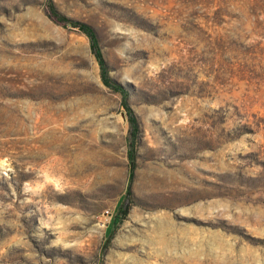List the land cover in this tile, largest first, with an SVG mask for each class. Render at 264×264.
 Instances as JSON below:
<instances>
[{
  "label": "rangeland",
  "instance_id": "1",
  "mask_svg": "<svg viewBox=\"0 0 264 264\" xmlns=\"http://www.w3.org/2000/svg\"><path fill=\"white\" fill-rule=\"evenodd\" d=\"M0 264H264V0H0Z\"/></svg>",
  "mask_w": 264,
  "mask_h": 264
},
{
  "label": "trees",
  "instance_id": "2",
  "mask_svg": "<svg viewBox=\"0 0 264 264\" xmlns=\"http://www.w3.org/2000/svg\"><path fill=\"white\" fill-rule=\"evenodd\" d=\"M50 15L52 19L63 26H73L78 28L81 32H83L89 39L90 42V49L92 54L95 56V58L98 61V64L101 69V77L103 80V83L109 87L114 89L115 91L121 92L123 94V102L122 105L126 111V117L130 126V134L131 139L129 141V151H128V157L131 163V170L133 171L135 167V140L139 132V121L133 111V109L130 107L128 100H127V93L125 89L117 82L113 81L107 70L106 61L104 59V54L98 39V35L93 27L90 25L79 22V21H72L69 20L64 15L60 14L54 7H50ZM128 197H125L124 201L120 204L118 207L117 214L114 218V222H120L122 221L129 212V206L126 204V200Z\"/></svg>",
  "mask_w": 264,
  "mask_h": 264
},
{
  "label": "built area",
  "instance_id": "3",
  "mask_svg": "<svg viewBox=\"0 0 264 264\" xmlns=\"http://www.w3.org/2000/svg\"><path fill=\"white\" fill-rule=\"evenodd\" d=\"M102 215L105 217V219H110L112 217V214L109 210H106Z\"/></svg>",
  "mask_w": 264,
  "mask_h": 264
}]
</instances>
